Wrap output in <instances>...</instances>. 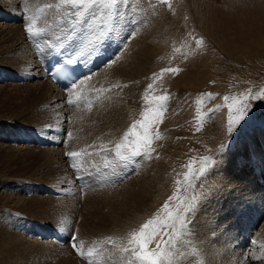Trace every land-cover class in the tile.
<instances>
[{
  "label": "rangeland",
  "instance_id": "1",
  "mask_svg": "<svg viewBox=\"0 0 264 264\" xmlns=\"http://www.w3.org/2000/svg\"><path fill=\"white\" fill-rule=\"evenodd\" d=\"M0 2L5 17L13 18H0L5 24L0 25V239L9 242L0 252V264H110L112 257L120 258L121 264H140L123 248L130 234L148 220L166 216L161 211L166 203L186 219L184 224L169 222L157 237L167 254L161 264L192 251L189 240L196 241L193 248L200 246L202 257H212L196 264H264V195L258 189V196L248 197L247 186L239 188V179L230 172L241 156L242 167L250 161L247 137L255 129L264 132V0H115L94 3L86 10L61 0ZM29 25L36 33L31 38L26 32ZM44 48L70 50L81 58L109 56L107 68L121 63L128 53L130 68L122 76L121 72L108 76L89 94L80 89L65 93L49 80L37 82L41 74L35 52ZM135 63L146 65L134 71ZM7 71L30 83L6 79ZM39 83L45 91L36 87ZM160 96L167 99L159 102ZM242 102L251 110L229 134L228 105ZM158 103L165 111L160 121L151 122L150 154L131 162L119 160L115 145L124 141L133 124L139 130ZM81 128L109 142L94 148L78 140L77 144L75 136L70 140L68 133L75 135ZM31 130L44 133L55 145L35 147ZM72 151L80 155H66ZM204 157L214 163L200 174ZM190 167L196 175L186 182ZM157 176L160 186L151 195V200L155 198L153 205L148 204L151 210L143 215L131 212L120 220L118 230L107 235L111 228H102L107 222L101 211L109 210L108 192L115 193V205L145 208L147 189L142 186ZM227 180L234 183L223 188L221 183ZM43 186L54 191L46 192ZM88 194L100 198L95 210L99 216L90 220ZM204 203L211 204V211L224 210L219 216L202 212ZM90 226L94 237L85 232ZM51 228L63 233L60 245L43 241ZM244 237L254 239V245L240 254L236 244ZM149 248L156 250V243Z\"/></svg>",
  "mask_w": 264,
  "mask_h": 264
},
{
  "label": "bare ground",
  "instance_id": "2",
  "mask_svg": "<svg viewBox=\"0 0 264 264\" xmlns=\"http://www.w3.org/2000/svg\"><path fill=\"white\" fill-rule=\"evenodd\" d=\"M1 3V2H0ZM29 5V4H28ZM34 7V6H33ZM5 8H4V6L2 7V6H0V18L1 19H3V18H6L5 16H8V14L6 13V11L4 10ZM29 9V8H28ZM4 12V13H3ZM28 12V11H27ZM35 13V12H34ZM33 16V15H32ZM30 17V16H29ZM7 19H10V18H7ZM33 19V18H32ZM29 22V21H28ZM49 22V21H48ZM13 23V22H12ZM12 23H10V24H12ZM15 24V23H14ZM55 24V23H54ZM2 27L5 25V24H0ZM9 25V24H8ZM36 26V25H35ZM109 26V25H108ZM5 27V26H4ZM3 29V28H2ZM0 31H1V33H3L2 32V30H1V28H0ZM102 31V30H101ZM19 32V31H18ZM17 32V33H18ZM99 32V31H98ZM10 34V33H9ZM15 36V35H14ZM20 36V35H19ZM2 38H4V37H2ZM19 38V37H18ZM23 38V37H22ZM21 38V39H22ZM16 40V39H15ZM1 41H3V40H1ZM11 41V40H10ZM23 41V40H22ZM4 42H6L5 40H4ZM3 42V43H4ZM12 42V41H11ZM15 42V41H14ZM19 43V42H18ZM18 43L16 44V45H18ZM25 43V42H24ZM23 43V44H24ZM6 44V43H5ZM5 44H4V47H5ZM3 45V44H2ZM7 45V44H6ZM12 45V44H11ZM11 45H10V47H11ZM15 45V44H14ZM13 46V47H17V46ZM0 46H1V43H0ZM19 46V45H18ZM34 46V45H33ZM2 47V46H1ZM9 47V48H10ZM12 47V48H13ZM3 48V47H2ZM2 48H1V50H2ZM33 48V47H32ZM5 49V48H4ZM18 49V48H17ZM48 49V48H47ZM9 50V49H8ZM15 50H16V48H15ZM24 50V49H23ZM44 50H46V49H44ZM50 50V49H49ZM6 51V50H5ZM25 51H28V50H26L25 49ZM36 51V50H35ZM38 51V50H37ZM8 52H10V51H8ZM34 52V51H33ZM32 52V53H33ZM41 52V50H39V52L38 53H40ZM28 53V52H27ZM38 53H35V56H37V58H35L36 59V61H37V63H38V58H39V55L40 54H38ZM7 55V54H6ZM21 55V54H20ZM121 55V54H120ZM130 55L127 53V54H125L124 55V57L122 58V60L120 61L121 63H119V62H114V63H112V64H110V66H108V68H107V64L108 63H110V62H107V63H104L103 65H101V67L97 70V71H95V72H93L91 75H88V76H85V77H82L80 80H78L73 86H71L70 88H68V89H66V90H59V89H57V87L56 86H53L52 84H51V86L54 88V89H56V90H58V91H62V92H71V91H73V90H75V89H80V91H82V92H86V94H89V93H91L92 91H93V88H96V87H98L99 85H101L102 83H104L106 80H107V78H108V76H110V75H112L114 78H115V76H118L119 75V73L121 72V74H120V76H122V73L125 71V70H127V69H129L130 68V57H129ZM20 58V57H19ZM30 58V57H29ZM22 59V58H21ZM25 60V59H24ZM34 61V60H33ZM33 63V62H32ZM30 64V63H29ZM145 65L146 64H140V63H135V69H134V71H136L137 69H139V68H144L145 67ZM28 66V65H27ZM32 66H34V65H32ZM106 66V68H107V70H105L104 72H103V70H102V72L98 75V73L97 74H95L96 72H98V71H100L102 68H104ZM105 68V69H106ZM28 69H30V68H28ZM110 69V70H109ZM33 70V69H32ZM40 70V69H39ZM109 70V74L108 75H106L107 74V71ZM35 72V71H34ZM8 73V72H7ZM36 73H37V71H36ZM26 74V73H25ZM38 74H41L40 76H38L37 78V82H43L44 83V81H48L49 79L47 78V76L40 70V73H38ZM95 74V75H94ZM6 75V74H5ZM31 75V74H30ZM92 75H94L93 77H91ZM14 77H21L23 80H25V82L26 83H30L29 81H27L25 78H24V76H22V75H17V74H15V76H13V78ZM88 77H90V78H88ZM50 81V80H49ZM40 84V83H39ZM15 85V84H14ZM37 85V84H36ZM42 84H40V86H36V87H41V88H38L39 90H43V91H45V88L43 87V86H41ZM45 85V84H44ZM48 86V85H47ZM52 88V89H53ZM37 89V88H36ZM51 90V89H50ZM76 92V91H75ZM50 93H51V91H50ZM53 94V93H52ZM83 96H85V95H83ZM61 98V97H60ZM82 98H84V97H82ZM54 99V98H53ZM56 99V98H55ZM72 99V98H71ZM57 100H58V98H57ZM82 100V99H81ZM84 102V101H83ZM50 103V102H49ZM55 103V102H54ZM53 104V103H52ZM63 104V103H62ZM66 104V103H65ZM59 106H57L56 108H58ZM54 115V114H53ZM74 117L72 118V120L74 121ZM71 120V121H72ZM70 124V123H69ZM72 124H74V122L72 123L71 122V125ZM74 127H75V125H74ZM69 128V127H68ZM75 130H77V129H75ZM54 132V131H53ZM52 132V133H53ZM56 132V131H55ZM61 132H63V131H61ZM58 134V133H57ZM56 134V135H57ZM55 135V134H54ZM53 136V135H52ZM68 136V135H67ZM74 136L77 138H75V140L77 141H80V143L81 144H83V143H85V144H87L88 145V143H89V145L88 146H91V147H94V148H97V147H99V146H101V145H106L109 141L107 140V138L105 137H99L98 139L97 138H95L93 135H91L89 132H86V129H84V128H81V129H78L76 132H75V135H73L72 134V137L74 138ZM249 136V135H248ZM51 137V136H50ZM57 137V136H56ZM56 137H55V139H56ZM72 137L70 138V140H72ZM114 137V136H113ZM53 139H54V136L52 137ZM51 138V139H52ZM254 139H256L257 140V142L259 143V145H260V147H261V149L263 150V152H264V132H262L260 129H255V131H254V135H251L250 137H247V139L245 140V142H246V144H247V149H248V151H250V153H251V155H249V157H250V161L247 163V165L245 166V167H242V165H243V162H244V158L241 156V160L239 161V163H238V167L236 168H234L235 169V171H230V170H227V171H230L231 172V177H236V178H238L239 180H238V182H237V184L238 185H241V186H239V188H242V186H247V188L248 189H246L245 190V194L249 197H253V193H255V195L256 196H258V189H260V191H262V192H259V195H261V194H263L264 195V183L261 185L258 181H259V179H260V177H261V175L264 177V153L263 154H260V153H258L259 151L257 150V147L255 146V141H253ZM50 140V139H49ZM78 141H77V144H78ZM72 142V141H71ZM74 142V141H73ZM80 143H79V145H80ZM102 143H104V144H102ZM111 143V142H110ZM75 144V143H74ZM101 144V145H100ZM71 145V144H70ZM86 146V145H85ZM87 147V146H86ZM77 147H75V149H76ZM79 148V147H78ZM77 148V149H78ZM48 149V148H47ZM53 149V148H52ZM88 149V148H87ZM72 150H74V149H72ZM89 151L90 150H87V152L89 153ZM78 152V151H77ZM82 152V151H81ZM110 152V151H109ZM113 153V152H112ZM115 153V152H114ZM93 154V153H92ZM91 154V155H92ZM115 155V154H114ZM98 157V156H97ZM111 157V156H110ZM109 159V158H108ZM90 161V160H89ZM93 162V161H92ZM251 163H252V165H251ZM89 164V163H88ZM248 164H249V166H248ZM248 166V167H247ZM129 167V166H128ZM238 170H240V171H238ZM217 176V175H216ZM232 180V179H231ZM231 180H227L226 182H222L221 183V185L223 186V188H229L228 186H230V185H233V183L234 182H231ZM252 180H255V183H254V185H251V181ZM109 181V180H108ZM220 181V180H219ZM233 181V180H232ZM104 182V181H103ZM221 182V181H220ZM160 183V176H157L151 183H148L147 182V185H145V186H142V188L143 189H147V192H146V195H147V198H146V201H145V203L143 204V206L145 207V208H141V205H139V204H137V207H129V206H126V205H121V204H116L115 205V193L113 192V191H110V192H108L109 194H108V197H107V201L109 202V204H108V206H107V208L109 209V210H106V209H104V210H102L101 211V213H106V216H105V219H106V222H107V226H105V227H102V228H111V230L110 231H108L107 232V235H110L112 232H115L116 230H118V228H119V225H120V220L121 221H123L124 220V218L126 217V216H130L131 215V212H133V213H139V214H141V215H143V214H145L147 211H150L151 209V207L150 206H152L153 204H154V202H155V198H153V200H151L150 198L152 197L151 195L154 193V192H156L157 191V189L159 188V186L160 185H157V184H159ZM76 184V183H75ZM103 184V183H102ZM94 186V185H93ZM125 187V186H124ZM124 187H122V188H124ZM240 189H238V191H239ZM98 191H100V189L98 190ZM93 193V192H92ZM160 194V193H159ZM90 195H92V194H90ZM156 195V194H155ZM88 196H89V194H88ZM87 196V197H88ZM157 196V195H156ZM159 196V195H158ZM157 198V197H156ZM223 198V197H222ZM226 197H224V199H225ZM228 198V197H227ZM88 199V203H87V209H88V217H89V220L91 219V218H94V217H98L99 216V214H97L96 215V212H95V210L97 209V208H99V206H100V198H99V194H96V195H94L93 196V198H92V196L90 197H88L87 198ZM223 199V200H224ZM151 201V202H150ZM225 201V200H224ZM131 203H136V201H132ZM149 203H151L152 205H149L148 206V204ZM146 206H148V207H146ZM212 206H211V204L210 203H204L203 205H202V207H201V211L202 212H208V214H211V215H213V214H215V215H217V216H219L220 215V212L222 213L223 212V210H224V208H222V209H218V210H216V211H211L209 208H211ZM153 210V209H152ZM226 214V213H225ZM211 221V220H210ZM209 221V222H210ZM90 223H92V222H90ZM219 225V224H218ZM253 226V225H252ZM255 227V226H254ZM50 230H52V228L50 229ZM247 230H249V229H247ZM263 230H264V227H263ZM250 231V230H249ZM45 232V231H44ZM85 232L88 234V236L89 237H94L95 236V232H94V227H92V226H90V227H88L86 230H85ZM252 232V231H251ZM43 233V232H42ZM62 233V232H61ZM51 234V233H50ZM41 235V233L39 234V236ZM62 235H63V233H62ZM47 236V232H46V234H45V237ZM251 236H253V235H251ZM4 238H6V237H4ZM41 239H43L42 237H40ZM47 238H48V236L46 237V240L45 239H43V241L45 242H51V240L52 239H49L50 241H47ZM241 238V237H240ZM23 239V238H22ZM20 241H22L21 239H19ZM5 241H6V239H5ZM2 238L0 239V252H1V250H3V251H5L6 249H7V247H8V243L9 242H5ZM7 241H8V239H7ZM54 241V240H53ZM55 242V241H54ZM194 242H196V241H194V240H189V242L188 243H191L192 244V247H191V249H192V251H188L189 249H187L186 250V252H181V253H179L178 254V256L175 254L174 255V258L173 257H171V258H167L166 260L167 261H169V263H171V264H196V262H199L198 260H206V259H210V258H212V257H209V256H204L203 255V257H202V249L200 248V246H196V248H193V246L195 245L194 244ZM27 243V242H26ZM188 243H186V245L188 244ZM201 243H202V241H201ZM56 244L57 245H60V244H58L57 242H56ZM218 244V243H217ZM254 245V239H252V242H251V246H250V248L252 249V246ZM191 246V245H190ZM208 246V245H207ZM206 246V247H207ZM210 246V245H209ZM262 246V245H261ZM264 247V246H263ZM187 248V246L185 247V249ZM203 248H204V245H203ZM100 249V248H99ZM238 250V249H237ZM206 252H207V250H205ZM211 251H212V249H211ZM97 252H99V251H97ZM240 252V254H243V251H240V250H238V253ZM244 252H246V251H244ZM237 253V252H236ZM263 253V252H262ZM98 254H100V253H98ZM180 255H182V256H180ZM219 255V254H218ZM217 255V256H218ZM237 255V254H236ZM96 256H97V253H96ZM103 256V255H102ZM220 256V255H219ZM239 256V255H238ZM101 257V256H100ZM236 257V256H235ZM100 259V258H99ZM98 259V260H99ZM122 259V258H121ZM127 259V258H126ZM126 259H123V260H125L126 261ZM234 259V258H233ZM239 259V258H238ZM102 260V259H101ZM100 260V261H101ZM107 260V259H106ZM111 260H112V262H111ZM215 260H217V261H220L219 259H216L215 258ZM226 260V259H225ZM108 261V260H107ZM231 261V260H230ZM236 261V260H235ZM234 261V262H235ZM259 261V260H258ZM110 264H115V263H120V258L118 259L117 257H112L111 259H110ZM243 262V261H242ZM107 263V262H106ZM121 263H122V261H121ZM120 263V264H121ZM102 264V263H101ZM198 264V263H197ZM246 264V263H245Z\"/></svg>",
  "mask_w": 264,
  "mask_h": 264
},
{
  "label": "snow or ice",
  "instance_id": "3",
  "mask_svg": "<svg viewBox=\"0 0 264 264\" xmlns=\"http://www.w3.org/2000/svg\"><path fill=\"white\" fill-rule=\"evenodd\" d=\"M62 4L71 5L72 8H83L88 9L94 3H100L102 5H107L115 3V0H61ZM80 15V13H77ZM26 32L29 37H33L36 33L33 32L32 25H29L26 28ZM71 62V61H69ZM164 71L178 72L179 69H165ZM55 78V77H53ZM149 88L152 85L148 86ZM167 99L166 96H160L158 98L159 102H163ZM228 98L225 97V100ZM69 104L72 103L71 100L68 101ZM229 113L227 116V132L232 134L237 127H240L241 122L245 121V118L248 117L250 112V106L246 103H241L239 106L228 105ZM233 109L235 114H233ZM165 106L163 103L157 104V109L152 110L151 115H145L144 122L139 125V130L137 125L133 124L132 128L125 134L124 141L115 145V155L121 161L131 162L134 157H139L141 155H149L151 152V143L152 137L150 136V125L152 121H160L164 115ZM68 136L71 137L72 133H68ZM155 138H159L157 135ZM224 145L221 146L223 148ZM122 149H127L128 151H122ZM69 157H77L80 154L78 152L72 151L67 153ZM209 163H214L213 158L204 157L200 161V168L197 170L200 174L205 172V169L208 167ZM196 174L191 171L184 176V180L190 181ZM191 210L190 208L186 211ZM166 212V216L159 218H153L144 223L137 232H132L130 238L128 239V246L123 248L124 252H130L135 259L140 262V264H161L167 254L161 250V242L157 240V237L162 235V231L169 226V222H179L181 224L185 223V216H180L174 214L173 211L169 210V205L166 203L161 210ZM156 243V250H152L149 246L153 243ZM73 248H77V245L73 243ZM88 255H92V250H89Z\"/></svg>",
  "mask_w": 264,
  "mask_h": 264
}]
</instances>
